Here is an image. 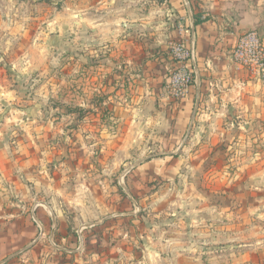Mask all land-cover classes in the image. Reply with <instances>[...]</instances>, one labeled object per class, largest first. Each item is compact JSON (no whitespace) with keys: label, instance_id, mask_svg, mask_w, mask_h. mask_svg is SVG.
Segmentation results:
<instances>
[{"label":"clouds","instance_id":"9594fccd","mask_svg":"<svg viewBox=\"0 0 264 264\" xmlns=\"http://www.w3.org/2000/svg\"><path fill=\"white\" fill-rule=\"evenodd\" d=\"M37 7L100 67L0 68V208L15 196L29 213L23 231L0 225V264H264V0ZM201 10L212 21L198 29ZM177 46L191 48L182 87L175 66L142 59Z\"/></svg>","mask_w":264,"mask_h":264},{"label":"rangeland","instance_id":"374dc122","mask_svg":"<svg viewBox=\"0 0 264 264\" xmlns=\"http://www.w3.org/2000/svg\"><path fill=\"white\" fill-rule=\"evenodd\" d=\"M39 5H52V0H2L0 2V48L7 47L8 52L12 53L11 61H8L7 57L0 61V68L3 69L5 76L8 79L13 78L16 73L13 69V64L18 66L22 65L24 69L31 67V76L35 80L39 78L40 72L37 70L39 66L45 72H47L46 66L49 61L54 60L56 62L54 70L58 72L60 76L67 75L69 72L79 78L82 74H87L93 69L100 67L99 61L95 58H88L87 54L81 49L75 46L64 47L62 44L61 33H67L69 29L68 24H63L58 31L47 33L46 29L52 23V17L48 18V24H41L40 17L43 15L38 10ZM57 13L64 12L63 3H56L55 5ZM71 11V9H69ZM79 19V17H77ZM63 20V17H61ZM200 22L206 20L205 16H200L198 19ZM55 27L54 25H52ZM94 31L90 29L89 33ZM43 34V35H42ZM68 40H74L76 44L80 41L76 40V29L72 27V35L66 37ZM182 41V40H181ZM17 49H22L18 51ZM171 49L156 48L144 53L143 62L145 66L148 64L146 57L151 56L157 61H163V73L167 75L168 65L175 66V69L181 65L177 59L174 58ZM4 56V52L0 50V57ZM81 57L86 58V62H77L81 60ZM63 71H60V70ZM154 70H161L159 63L155 64ZM156 79H159L158 77ZM193 82H196V74L193 73ZM158 88H166V80H161L157 85ZM41 111L39 102L33 107V113ZM31 118V117H30ZM162 138V137H161ZM38 209H33V211ZM27 216L29 213H25ZM201 218L205 215L199 214ZM170 219H174L170 218ZM226 223V222H225ZM26 225V224H24ZM23 225V226H24ZM210 241H214L215 237H209ZM226 247L223 244H213L211 248L206 247L205 251H211L214 249ZM206 260L207 257H202Z\"/></svg>","mask_w":264,"mask_h":264},{"label":"crops","instance_id":"0c3cea01","mask_svg":"<svg viewBox=\"0 0 264 264\" xmlns=\"http://www.w3.org/2000/svg\"><path fill=\"white\" fill-rule=\"evenodd\" d=\"M200 16H205L203 10H201L200 14L198 15V18L196 20V27L199 29L201 26L207 25L210 21H212V15H207L206 20L203 22H200L198 19ZM204 31H208L207 27H204ZM229 32H232V29H228ZM183 41V38L181 39ZM237 44V43H236ZM236 44H229L227 51L232 53L233 48ZM204 47L202 46V51L199 55L203 56ZM197 75V74H196ZM14 182V181H13ZM18 202L17 198L15 196H9L7 204L0 208V217H10L8 220L0 219V225H3V233L7 235L8 229L11 228L13 225L16 226V228H20L21 231H23V225L27 224L28 222V216L24 213L21 214V209L14 207ZM15 233V229H13Z\"/></svg>","mask_w":264,"mask_h":264},{"label":"built area","instance_id":"2783aa9c","mask_svg":"<svg viewBox=\"0 0 264 264\" xmlns=\"http://www.w3.org/2000/svg\"><path fill=\"white\" fill-rule=\"evenodd\" d=\"M183 43V41H181ZM244 44L237 43L235 47L232 50V53L236 56L244 55L243 53ZM236 49H239L240 51L237 52ZM172 50V49H171ZM173 56L175 59L178 60V62L181 64L179 65V68L176 71L175 76V84L178 87H182L186 83V79L183 75V72L180 71V67L184 64H187L188 60L191 59V48H184L181 46H177L175 51L172 50ZM191 79H193V74L191 75Z\"/></svg>","mask_w":264,"mask_h":264}]
</instances>
